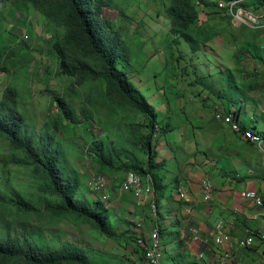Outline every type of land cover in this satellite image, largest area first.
I'll use <instances>...</instances> for the list:
<instances>
[{
	"label": "rangeland",
	"instance_id": "rangeland-1",
	"mask_svg": "<svg viewBox=\"0 0 264 264\" xmlns=\"http://www.w3.org/2000/svg\"><path fill=\"white\" fill-rule=\"evenodd\" d=\"M218 1L194 0L198 11L193 35L196 47L170 32L166 16L168 0H103L100 4L104 32L124 47L133 63L128 76L133 93L156 114L159 130L151 148L154 163L161 166L155 169L158 218L162 204L168 208V198L176 192L178 177H182V174L178 176L180 165L195 174L194 170H201L202 164L215 162L220 166L227 161L230 150L223 149L224 138L217 135L224 128L215 120L216 112H240L244 127L251 129L257 125L258 132L264 131V43L260 34L256 35L257 31L247 29V32L243 26L234 28L230 17L217 11ZM256 11L264 14V8ZM263 31L260 32L264 34ZM55 35L59 36L60 31H54L30 3L15 0L0 3V67L5 69L0 70V99L11 86L17 93V111L24 118L22 129L35 130L37 138L44 143V138L49 137L60 144L66 164L75 170L81 202L99 205L100 195L91 192L88 184L96 176L106 179L111 198L102 203L99 211L105 216L110 231L119 237L106 238L85 223L72 219L47 222L45 212L27 216L18 211L11 203L17 194L24 199L33 196L31 200L43 196L52 205L57 198L41 194L29 173L11 161L10 142L1 135L0 220L3 225L0 228L20 239L25 234L36 235L49 249L70 242L87 252L90 264H142L143 255L133 234L137 217L129 210L133 203L129 195H118L129 159L121 153L114 159L113 170L102 172L93 160V153H85L95 140L97 145L99 142L109 145L119 142L122 135L110 132L104 124L108 120L106 107L97 105L93 109L92 103L87 106L83 89L72 88L73 79L60 73L59 59L52 53ZM99 92L92 91L90 99L99 100ZM56 99L63 102L66 112L61 113ZM112 113L111 117L116 119L115 112ZM231 175L230 179L236 180L234 173ZM119 200L126 206L122 207ZM166 223L170 225V240L164 238L167 229H162L163 225L162 231L157 229L164 246L162 264H210L208 251L203 258L199 255L202 250H196L191 256L193 246L198 244L177 239L175 219L170 214L166 216ZM153 229L154 225L148 228L149 232ZM186 234L190 237V233ZM38 245L42 246V242ZM211 247L216 252L223 251L220 245L212 243ZM236 252L238 258L234 261L230 260L232 256L217 264H264V242L258 237L252 247L238 248Z\"/></svg>",
	"mask_w": 264,
	"mask_h": 264
},
{
	"label": "trees",
	"instance_id": "trees-1",
	"mask_svg": "<svg viewBox=\"0 0 264 264\" xmlns=\"http://www.w3.org/2000/svg\"><path fill=\"white\" fill-rule=\"evenodd\" d=\"M10 1L13 0H0V3ZM15 1L30 3L50 23L54 31H60V35H55L52 41V53L59 59L60 73L73 79L72 88L83 89L88 100L87 106L92 103L93 109L97 105L106 107L108 120L104 124L109 127L110 132L122 135L119 142L109 145L108 142H99L97 145L95 140L87 146L86 155L93 153V160L99 171L111 172L118 155L124 153L130 163L126 167V175L133 172L145 182L151 181L157 198L158 176L155 171L161 166L157 167L154 163L155 155L151 148L152 140L159 130L156 127V114L143 99L133 93L134 88L128 76L134 67L124 47L103 30L99 17L103 0ZM194 3V0H168L166 16L170 32L180 35L196 47L193 35L198 11ZM240 6L258 12L256 10L264 8V0H243ZM197 39H200L199 34ZM199 43L204 45L203 41ZM1 68L0 70L5 71ZM99 90V100L90 99L89 94ZM55 102L62 108L61 113L66 112L61 100L56 99ZM17 108V93L9 86L0 99V135L10 142L11 161L29 173L32 183H36L41 194L55 197L57 201L52 205L43 196L31 200L33 196L24 199L17 194L11 203L27 216L45 212L47 222L72 219L85 223L92 231L106 238L119 237L110 231L105 216L100 213L101 202L99 205H89L78 199L79 182L74 178L75 170L66 164L63 158L65 153L60 144L49 137L44 138V143L43 139L37 138L35 130H23L24 118ZM112 112H115L116 119L111 117ZM139 118L143 121H138ZM251 129L256 131V128ZM153 221L156 222L154 227L162 231L159 218ZM39 241L42 246L38 245ZM0 264L90 263L87 252L70 242L61 243L57 249H49L46 242L36 235L25 234L20 239L12 236L7 229L0 228Z\"/></svg>",
	"mask_w": 264,
	"mask_h": 264
},
{
	"label": "crops",
	"instance_id": "crops-1",
	"mask_svg": "<svg viewBox=\"0 0 264 264\" xmlns=\"http://www.w3.org/2000/svg\"><path fill=\"white\" fill-rule=\"evenodd\" d=\"M243 29L247 30V28ZM247 32L249 31L247 30ZM258 34L264 43V34L262 32L256 33V35ZM223 128L217 135L224 138L225 147L223 149L230 150L227 161L220 166H217L215 162H210L206 166L202 164L201 170H194L195 174L190 172L189 168L186 171L183 164L180 165L178 176L182 174V177L177 176L176 192L168 198V208L162 204L159 218L161 227L163 225V229H167L164 231L166 233L164 238L168 237V240L171 238L170 225L166 223V216L170 214L171 218L175 219L177 239L182 240L184 238L187 242L189 240L192 244H198L199 247L193 246L192 252H190L191 256L195 255L196 250H202L199 255L203 254V256L208 251L210 264H217L218 261L225 260V254L230 255L229 259L233 256L230 260L234 261L238 258L236 244L241 239L250 236L259 237L264 233V209L257 207L253 201L241 196L243 191L262 190L264 188V156L254 145L242 140L227 127L223 126ZM251 128H256L258 131L257 125ZM260 132L264 134V131ZM233 173L236 180L230 179ZM205 180L210 181L213 186V197L210 201L205 200L203 188V181ZM180 190L187 194L186 200L179 198L178 192ZM118 195L120 196V194ZM128 198L133 203V206H129V210L135 213L136 222L143 219L144 223H147V225L144 224L143 237L148 239L154 230L149 232L148 228L156 224L150 209L140 208L131 196ZM119 202L122 207L126 206L120 200ZM188 207L190 211H188ZM187 232L190 233V237L186 234ZM133 234L137 237L134 230ZM219 235L229 236L231 243L235 246L230 248L226 244L221 246L223 251L216 252L211 245L212 243L217 245L215 240Z\"/></svg>",
	"mask_w": 264,
	"mask_h": 264
},
{
	"label": "built area",
	"instance_id": "built-area-1",
	"mask_svg": "<svg viewBox=\"0 0 264 264\" xmlns=\"http://www.w3.org/2000/svg\"><path fill=\"white\" fill-rule=\"evenodd\" d=\"M243 0H231L229 2H219L217 5L218 12H224L230 17L234 27L245 26L252 31L264 30V14H256L253 11L246 10L240 6ZM217 122L227 127L233 134L240 135L242 140L254 145L264 156V134L244 127L240 122L239 112H221L215 114ZM89 190L94 194L100 195V202H108L111 194L108 191V184L103 176H96L88 184ZM203 188L205 193V200L210 201L213 197V186L210 181H203ZM119 194L131 196L140 208H149L154 220L158 219V205L154 185L151 181L145 182L139 175L130 172L124 178L120 185ZM179 198L181 200L187 199V194L180 190ZM242 198L251 200L259 208L264 209V188L262 190L243 191ZM189 208V207H188ZM190 211V208L188 209ZM144 220L136 222L135 234L137 235L136 246L143 255L142 264H162V257L164 252L163 240L160 233L155 228L148 239L143 237ZM264 242V233L259 236ZM197 240V238H195ZM255 237H247L241 239L236 245L240 249H247L254 245ZM217 245H229L233 248L235 244L231 243L229 236L219 235L215 240ZM230 255L225 254L224 259H229ZM203 254L200 258H203Z\"/></svg>",
	"mask_w": 264,
	"mask_h": 264
},
{
	"label": "bare ground",
	"instance_id": "bare-ground-1",
	"mask_svg": "<svg viewBox=\"0 0 264 264\" xmlns=\"http://www.w3.org/2000/svg\"><path fill=\"white\" fill-rule=\"evenodd\" d=\"M219 2H224L223 0H219L218 1V3H217V5L219 4ZM242 27V26H241ZM239 28V27H238ZM236 135V134H235ZM157 199V198H156ZM136 225V224H135Z\"/></svg>",
	"mask_w": 264,
	"mask_h": 264
},
{
	"label": "clouds",
	"instance_id": "clouds-1",
	"mask_svg": "<svg viewBox=\"0 0 264 264\" xmlns=\"http://www.w3.org/2000/svg\"><path fill=\"white\" fill-rule=\"evenodd\" d=\"M231 1V0H230ZM247 10V9H246ZM225 16H227L226 14H225ZM227 17H229V16H227ZM231 20V19H230ZM235 28V27H234ZM237 28V27H236ZM240 113V112H239ZM241 114V113H240ZM125 178V177H124ZM124 181V180H123Z\"/></svg>",
	"mask_w": 264,
	"mask_h": 264
}]
</instances>
